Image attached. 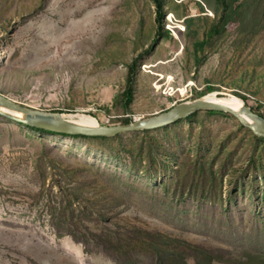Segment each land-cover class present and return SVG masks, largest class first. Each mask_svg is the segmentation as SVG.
<instances>
[{
    "label": "rangeland",
    "instance_id": "rangeland-1",
    "mask_svg": "<svg viewBox=\"0 0 264 264\" xmlns=\"http://www.w3.org/2000/svg\"><path fill=\"white\" fill-rule=\"evenodd\" d=\"M236 3L239 14L195 54L222 13L217 0H164L160 34L153 0H0V93L115 125L211 87L264 117V0ZM203 111L150 130L160 138L153 146L142 131L74 138L0 116V264H136L107 241L139 228L263 254L264 141L230 113ZM119 135L134 154L117 151Z\"/></svg>",
    "mask_w": 264,
    "mask_h": 264
},
{
    "label": "trees",
    "instance_id": "trees-1",
    "mask_svg": "<svg viewBox=\"0 0 264 264\" xmlns=\"http://www.w3.org/2000/svg\"><path fill=\"white\" fill-rule=\"evenodd\" d=\"M237 0H217V2L222 6V13L220 17L211 25V27L207 30L208 36L206 38L197 39L193 42V51L197 54L204 47L205 43L208 40V37H212L213 34H218L225 29V26L232 21L235 16L239 14V3H236ZM153 4L155 6V20L157 22V34H160L163 29V17L165 15L164 9V0H153ZM202 9V8H201ZM187 12V10H186ZM188 13L183 15L184 17V25L186 29L190 28L192 24V16H188ZM135 66L136 59H134L128 65V75L126 87L123 90L122 94L124 97V105L127 108L133 98V90L135 84ZM214 92L211 87L207 88V91L199 92L197 97L204 96L208 93ZM239 97V96H238ZM246 103L245 99L239 97ZM247 104V103H246ZM252 109V107H251ZM53 111L60 112L61 110L54 109ZM200 110H197L187 117L178 120L177 122L170 124L168 126H164L161 128H156L154 130L163 129L164 131H168L169 129H173L183 122V120H188L190 123L193 118L198 114ZM205 113H219L226 114L223 111H215V110H204ZM262 116V115H261ZM131 118L123 119V123L131 122ZM240 123V122H239ZM21 124V123H19ZM24 127L32 129L37 132L48 133V134H56L65 137H82V138H95V139H103V140H112L115 137H106V136H85V135H69L62 133H55L39 128L30 127L24 124H21ZM241 128H245L246 132L249 133L251 138H254L256 141H264V136H256L253 134L248 128L244 127L240 123ZM150 130H142L144 134L148 136L147 143L150 146H153L155 142H160V138H157L155 135L149 133ZM166 134V133H165ZM164 134V135H165ZM118 141L116 143L118 148L117 151H123L124 153L131 155L135 152V142L131 141V139H123L121 135L117 136ZM161 145V144H160ZM163 147V146H162ZM259 148L254 145L253 152L258 151ZM206 162L199 160L198 165L196 166L201 172L205 171ZM212 163L209 167L212 170ZM61 173L66 178L69 177L72 173V170H67L66 167L60 168ZM74 191V200L80 202V193H76L75 188H71ZM81 203V202H80ZM106 216V214H105ZM107 243H112L114 247V251H118L120 253H126L130 257H134V261L136 264L141 263V259L137 257L138 255H144L146 257L151 258V262H144L143 264H264V253L252 252L250 250H243L242 252L233 253L229 248H226L221 245H215L207 242L201 241L198 239H189L180 235H172L162 231L151 230L147 228H139L137 230L136 235H129L125 238L119 239H111L109 238Z\"/></svg>",
    "mask_w": 264,
    "mask_h": 264
},
{
    "label": "water",
    "instance_id": "water-1",
    "mask_svg": "<svg viewBox=\"0 0 264 264\" xmlns=\"http://www.w3.org/2000/svg\"><path fill=\"white\" fill-rule=\"evenodd\" d=\"M197 110L230 113L253 134L264 136V117L252 111L248 106L243 105L238 111L217 102L204 100L202 96L191 101L176 103L166 110L141 119H133L129 123L89 126L73 118L75 114L72 112H58L26 106L0 93V116L30 127L69 135L110 137L125 132L152 130L173 124Z\"/></svg>",
    "mask_w": 264,
    "mask_h": 264
},
{
    "label": "bare ground",
    "instance_id": "bare-ground-1",
    "mask_svg": "<svg viewBox=\"0 0 264 264\" xmlns=\"http://www.w3.org/2000/svg\"><path fill=\"white\" fill-rule=\"evenodd\" d=\"M202 99L204 100H209L211 102H217L226 106L231 107L234 110H240V108H242L243 105H246L244 100H242L241 98H237L235 96H228L226 97H219L217 95V92H211L208 93L204 96H202ZM248 106V105H246ZM249 107V106H248ZM250 108V107H249ZM73 114H75L73 116V118L77 119L79 122L89 125V126H96L98 124H100L95 117L89 115V114H81L79 112H72Z\"/></svg>",
    "mask_w": 264,
    "mask_h": 264
}]
</instances>
